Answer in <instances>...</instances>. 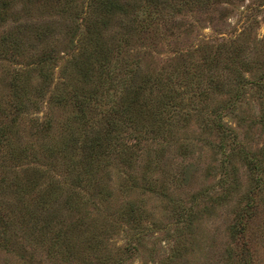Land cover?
I'll return each instance as SVG.
<instances>
[{
  "label": "rangeland",
  "instance_id": "obj_1",
  "mask_svg": "<svg viewBox=\"0 0 264 264\" xmlns=\"http://www.w3.org/2000/svg\"><path fill=\"white\" fill-rule=\"evenodd\" d=\"M111 1L0 0V264H264V0Z\"/></svg>",
  "mask_w": 264,
  "mask_h": 264
},
{
  "label": "trees",
  "instance_id": "obj_2",
  "mask_svg": "<svg viewBox=\"0 0 264 264\" xmlns=\"http://www.w3.org/2000/svg\"><path fill=\"white\" fill-rule=\"evenodd\" d=\"M5 3L3 4V6ZM102 6L103 9L106 11L113 10V14L115 15L116 13H122L120 10H118L119 4L117 2H112L111 0H102ZM94 50H93V58L95 61L98 63V67H100V72L102 75H107L105 77H111L112 73L114 72L113 70L109 69V58H110V51L108 48L99 46L97 43L94 44ZM83 54H89L88 50L84 51ZM101 75V76H102ZM121 80V85L125 86L127 83V79L125 78H120ZM133 96L132 98L127 102V105L125 107L126 114L128 116V119L132 122L135 123L139 126L140 128H147L145 126L146 122H143L142 120V115L144 112H167V110L172 106L171 104V98L169 93H163L158 97L157 104L152 107L150 104L149 96L145 94V88L143 84L140 86H136L133 90ZM143 98V100H142ZM143 102V103H142ZM156 119L155 121H157ZM223 126H221V129ZM102 143L100 140L97 142H94V144L89 148L92 149V151L89 153V156L91 158L90 163L86 167H81L79 168V164L77 165L78 161H72L71 166H70V174H73L77 172L74 176V179H77V181H81L83 175L86 173L90 172L91 169H93L101 159V156L103 154L104 149L106 148V145L108 143L107 138H101ZM100 144V145H99ZM102 144V145H101ZM98 145V146H97ZM102 151V154H101ZM101 155V156H100ZM133 161V156L131 152H127V154L124 157V162L130 166L131 162ZM15 187L18 191L21 193L24 192L26 183L23 181V179H19L18 182L15 184ZM58 189L60 190L59 187H54L50 188L48 191L49 199L50 200H55L57 198V191ZM127 211H130L129 213H133V209L131 206L128 207ZM72 233H69L68 235L65 234L63 237H61L59 240L61 243L64 245H69L72 240ZM91 242V241H89Z\"/></svg>",
  "mask_w": 264,
  "mask_h": 264
}]
</instances>
